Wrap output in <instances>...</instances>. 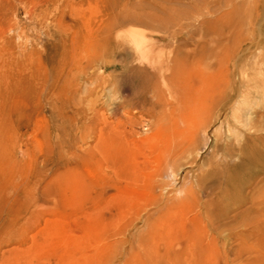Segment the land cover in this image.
I'll return each instance as SVG.
<instances>
[{"label":"rangeland","instance_id":"rangeland-1","mask_svg":"<svg viewBox=\"0 0 264 264\" xmlns=\"http://www.w3.org/2000/svg\"><path fill=\"white\" fill-rule=\"evenodd\" d=\"M151 1L57 0L55 16L38 26L26 0H0V264H169L126 259L145 219L161 212L177 224L169 245L179 248L197 225L214 236L217 257L229 256L183 264H264V242L240 247L247 223L264 220V171L225 154L264 133V6L174 4L185 11L184 32L159 41L154 33L153 50L150 40L141 46L174 107L153 113L149 103L133 105L126 82L129 26L92 30L99 9L110 24L121 9H152ZM232 8L245 21L227 16L201 33L204 18ZM176 57L201 94L189 107L168 82ZM203 173L209 187L197 182Z\"/></svg>","mask_w":264,"mask_h":264},{"label":"bare ground","instance_id":"bare-ground-1","mask_svg":"<svg viewBox=\"0 0 264 264\" xmlns=\"http://www.w3.org/2000/svg\"><path fill=\"white\" fill-rule=\"evenodd\" d=\"M26 1L29 5L25 8V13L36 25H42L48 18L55 16V13L52 14V12L54 7H57V0ZM30 1L33 3L31 6ZM178 1L181 2L180 0H152V9L144 7H140L139 10L121 9V11L112 17L110 24L107 23V13H105L104 9H99L97 14V24L95 27H92L93 33H97L98 31L100 34H103L105 30L113 32L115 29L129 26V28L126 27L124 29V31L127 30V33L125 34V42L121 47L122 55L125 57V66L127 67L126 82L128 85L133 86L131 93L136 99V102L133 105L137 107L139 103H149L151 104V110L153 113H166L167 111H173L174 107L168 106L166 101L163 100L165 91L162 88V81H165V77H162V73H159L153 66L149 65V56L148 54L146 55L144 52H141V46L143 42H148V40H150L149 48L153 50V46H156L155 40H165L170 35L178 36V33L184 32L178 22L181 20V16L185 14V11L183 9L181 11L174 6V4H177ZM255 4L258 5V7H263L264 0H257L255 1ZM255 13L252 11L250 17L255 15ZM237 14L239 18L238 20L241 22L245 21V18L240 14V11L236 8L233 10L232 8L231 12H226L220 17L204 18L201 22L202 25L200 31L201 33H211L217 29L219 22H221L223 18L228 16L231 17L232 21L234 16ZM138 24L147 27L148 30L140 28L137 26ZM154 33L160 35V37L155 39ZM261 34L264 35V31H261ZM37 42V40L32 42L30 51L34 52L38 50ZM47 46V48L50 47V45ZM183 62L184 58L181 57H176L173 60V71L170 77H168V82L175 90L177 88L180 91L182 95V103L188 104L189 107L192 101L193 104L200 101L199 98L201 97V94L195 81L188 80V78L193 79V75L192 77L186 76V70L182 68ZM58 78V74L55 73L53 81L56 83ZM169 89L170 87L168 90ZM151 95L155 97L156 100L151 101ZM119 109L120 107L118 105H115L113 108L115 112ZM220 110L218 111L219 114ZM186 116L188 115L182 117L183 121L187 120ZM194 116L197 117V119L200 118L198 117L199 114H194ZM170 124L171 125L168 124L169 128H175L176 132L180 131L175 119H172ZM189 135L190 137L186 139V141L192 142L194 135L192 136V133L188 134V136ZM225 154L227 156L241 157L242 165H253L264 171V133H256L246 137L243 145L239 149L236 151L226 150ZM237 168L238 167L233 169V173ZM210 178L213 177H208L206 173H203L197 177V182L199 185L209 187L207 183L210 181ZM206 205L207 217H210L208 213L210 203L207 202ZM175 206L176 204L172 203L168 205V208L172 209ZM164 214V212H161L155 219L150 216L145 219L146 229L140 231L135 237L138 249H129L130 251L128 252V255H126L127 260H151L161 263L167 262L169 264H183V262H200L220 257L227 262L229 261L228 254H219L217 257L216 254L212 252L214 251L212 250L214 236L211 237L207 234L202 235V232L197 225H193V227L189 230L186 229L183 236L184 239L178 242L179 248H175L174 246H171V244L169 245L167 241L168 237L166 235H169L177 224L173 218H170L171 216ZM247 226L252 232H244L242 234L240 247L248 246L250 240L252 239H254L252 241L253 243H263L264 238L262 237H264V220L247 223ZM255 235H257V238H254ZM259 237L262 240H258Z\"/></svg>","mask_w":264,"mask_h":264}]
</instances>
